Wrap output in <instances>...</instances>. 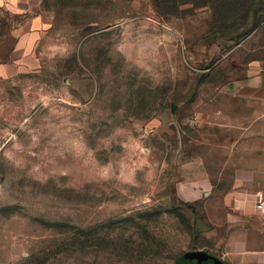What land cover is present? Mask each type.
<instances>
[{
	"label": "rangeland",
	"instance_id": "374dc122",
	"mask_svg": "<svg viewBox=\"0 0 264 264\" xmlns=\"http://www.w3.org/2000/svg\"><path fill=\"white\" fill-rule=\"evenodd\" d=\"M187 1L0 0V264H175L212 249L204 207L176 188L202 153L222 168L200 145V85L261 67L264 0L231 13Z\"/></svg>",
	"mask_w": 264,
	"mask_h": 264
},
{
	"label": "crops",
	"instance_id": "0c3cea01",
	"mask_svg": "<svg viewBox=\"0 0 264 264\" xmlns=\"http://www.w3.org/2000/svg\"><path fill=\"white\" fill-rule=\"evenodd\" d=\"M225 76L200 85V145L219 148L222 168L211 169L200 154V168L178 183L176 193L186 203L200 202L213 226L205 236L212 249L200 251L226 264H264V221L255 209L264 199V62L258 70Z\"/></svg>",
	"mask_w": 264,
	"mask_h": 264
},
{
	"label": "trees",
	"instance_id": "16d2710c",
	"mask_svg": "<svg viewBox=\"0 0 264 264\" xmlns=\"http://www.w3.org/2000/svg\"><path fill=\"white\" fill-rule=\"evenodd\" d=\"M193 1L194 0H188L186 3H193ZM210 1V0H209ZM233 0H223V3H224V5H225V10L226 11H228V12H230L231 13V11H232V9H234V7L232 8V6H233ZM199 5H200V3H199ZM217 6V5H216ZM246 8H247V6H245ZM245 7L243 6V9H242V6H241V9L243 10V12H242V14H248L247 13V11L245 10ZM216 12H217V10H216ZM241 14V15H242ZM242 18H244V17H240V19H242ZM250 32V30L249 31H246V32H243V34H241V35H239V36H237V37H235L232 41L235 43V44H238L239 43V39H241L240 37L241 36H245V35H247L248 33ZM159 217H152L151 218V215H149V216H146V215H144L143 217H141V221L142 222H145L146 224L147 223H150L151 221H153V220H156V219H158ZM81 233H83V234H87L86 235V238H84L85 240H84V243H88L87 241H91V240H93V241H97V239L93 236V237H89L90 235V233H88V232H90V231H88V230H79ZM83 243V244H84ZM204 247H207V246H203V248ZM175 264H184L183 263V261H182V257H179V258H177L176 259V261H175Z\"/></svg>",
	"mask_w": 264,
	"mask_h": 264
},
{
	"label": "water",
	"instance_id": "95a60500",
	"mask_svg": "<svg viewBox=\"0 0 264 264\" xmlns=\"http://www.w3.org/2000/svg\"><path fill=\"white\" fill-rule=\"evenodd\" d=\"M184 264H226L206 251H190L182 257Z\"/></svg>",
	"mask_w": 264,
	"mask_h": 264
},
{
	"label": "built area",
	"instance_id": "2783aa9c",
	"mask_svg": "<svg viewBox=\"0 0 264 264\" xmlns=\"http://www.w3.org/2000/svg\"><path fill=\"white\" fill-rule=\"evenodd\" d=\"M255 209L263 216L264 221V199L260 196L258 200L255 202Z\"/></svg>",
	"mask_w": 264,
	"mask_h": 264
}]
</instances>
